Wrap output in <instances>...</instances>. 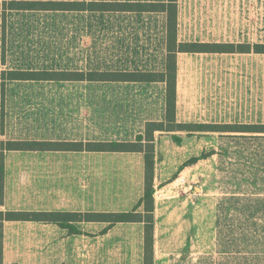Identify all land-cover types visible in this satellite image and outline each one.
Instances as JSON below:
<instances>
[{
  "label": "crops",
  "instance_id": "crops-1",
  "mask_svg": "<svg viewBox=\"0 0 264 264\" xmlns=\"http://www.w3.org/2000/svg\"><path fill=\"white\" fill-rule=\"evenodd\" d=\"M59 1L167 2V0ZM60 11L74 12L76 22L80 27L89 29L90 36L84 37L86 47L81 49V64L78 69L48 71L161 73L166 70L168 51L165 11L88 9ZM177 40L183 43L251 46L264 44V0H177ZM31 81L56 82V80ZM58 82L85 83L90 84L88 88L94 89H98L100 83L106 84L108 116L105 126L100 128L98 113L93 112V110L97 112V107H93L97 105V101L92 98L91 112L86 116L61 119L58 122L44 117L39 123H35V120L20 123L21 131H41L39 133L41 135L33 137L19 135L6 138L7 140L132 142L136 140L137 135L144 133L147 122L165 119L164 81ZM175 119L180 123L264 124V53L253 50L176 52ZM100 130L106 132V137H99ZM165 132H154V147ZM205 133L207 132L187 135L196 137L194 135ZM180 137L182 141L183 138ZM6 139L2 141H7ZM40 155L43 157L42 162H35L34 157ZM15 157L20 160L16 162ZM21 159H25V162ZM28 159L31 160L30 163ZM155 160L154 155V166ZM1 161L3 170L0 173L2 181L0 212H125L132 210L144 193L142 152L84 149L30 151L0 148V164ZM138 210L142 211V206ZM74 224L81 233H70L68 229L47 221L0 220V235L4 238L0 262L26 264L20 257L11 255L12 252L10 253L7 247V238L28 237L33 234V230L42 229L43 237H46L42 264H108L107 261L99 260L92 248L91 254H83L72 260L70 257H64L62 250L59 249L52 258L50 246L52 229L59 230L61 234L66 231L70 236H85L95 233L93 227L96 231L102 227L101 234L108 236L114 234L118 228L138 227V233L141 235L139 264H143V223L120 222L110 227L106 222L99 221H77ZM88 226L91 230L87 228Z\"/></svg>",
  "mask_w": 264,
  "mask_h": 264
},
{
  "label": "rangeland",
  "instance_id": "rangeland-1",
  "mask_svg": "<svg viewBox=\"0 0 264 264\" xmlns=\"http://www.w3.org/2000/svg\"><path fill=\"white\" fill-rule=\"evenodd\" d=\"M3 1L0 0V142L19 135H41V131H21L20 123H39L44 117L58 122L86 116L91 112L92 98L97 101L93 105L97 112H93L98 113L100 128L105 126L106 84L100 83L94 89L79 82L18 81L3 75L8 70L78 69L81 49L86 47L83 40L90 36V30L80 27L74 12L4 10ZM172 134L182 136L180 144L172 140ZM190 136L165 132L154 147V264H203L205 257H216L218 199L239 188H255L264 194V135L207 132ZM99 137H106V132L100 130ZM200 154L207 157L180 169L183 162ZM42 158L35 156L33 160L42 162ZM1 194L0 190V202ZM53 230L52 258L59 249L72 260L91 254L92 248L99 260L108 264L140 262L138 227L118 228L108 236L101 234L102 227L98 231L93 227L95 233L85 236ZM32 233L7 238V247L12 256L26 264H42L46 237L42 229ZM3 248L4 238L0 235V254ZM241 250L243 260L247 253Z\"/></svg>",
  "mask_w": 264,
  "mask_h": 264
},
{
  "label": "trees",
  "instance_id": "trees-1",
  "mask_svg": "<svg viewBox=\"0 0 264 264\" xmlns=\"http://www.w3.org/2000/svg\"><path fill=\"white\" fill-rule=\"evenodd\" d=\"M5 10H129L165 11L167 14V59L166 70L157 72H108L92 71H48V70H8L3 75L9 80H92V81H134L166 83L165 119L150 121L143 134L132 142H68L43 140L1 141L2 150L58 151H137L144 157V193L135 207L125 212H60V211H6L0 212V220H34L56 223L70 233H81L75 226L77 221L106 222L108 227L120 222H141L144 225L143 264H154V132L177 133H252L264 135V124H211L180 123L175 119L176 108V52H254L264 53V44H216L183 43L177 40V0L165 3H126V2H78L57 0H9L3 1ZM5 78V77H4ZM172 140L180 144L179 134ZM206 154L193 156L180 165V169L206 158ZM3 170L2 161L0 173ZM142 206V211L138 208ZM216 254L205 257L203 264H264V194L256 189L239 188L223 194L216 205ZM241 249L247 256L240 257ZM254 249V250H253Z\"/></svg>",
  "mask_w": 264,
  "mask_h": 264
}]
</instances>
